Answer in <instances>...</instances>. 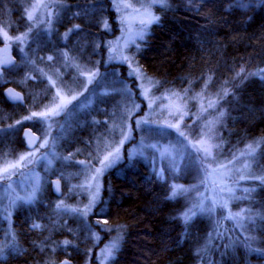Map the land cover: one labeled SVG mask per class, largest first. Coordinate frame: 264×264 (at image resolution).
Instances as JSON below:
<instances>
[{"label": "rangeland", "instance_id": "1", "mask_svg": "<svg viewBox=\"0 0 264 264\" xmlns=\"http://www.w3.org/2000/svg\"><path fill=\"white\" fill-rule=\"evenodd\" d=\"M108 1L110 9L115 12L116 27L114 29L110 20L102 16L101 30L105 33L96 37L95 41L93 39L92 47L86 41L78 49L76 41H72L70 47V35L64 38L62 34L58 35V44L64 43L63 49L54 54L62 66L59 78L51 76L49 70L39 66V63L33 66L38 74L47 77L55 96L49 106L32 110L35 112L19 123L39 118L40 113L54 111L56 114L42 116L48 126L35 150L21 152L15 159L0 164V176H4L0 179V191L5 180L8 184L16 180L20 185L25 182L20 189H14V195L0 194V201L11 207L8 211V206L1 209L0 215L9 220L14 213L13 206L20 201L38 200L43 194L41 187L49 182L56 168L55 160L62 158L65 196L57 200L54 208L59 211L57 222L63 229H70L64 228L69 226L68 221L73 224V239H62L60 245L66 250L70 246L78 248L80 240L90 243L86 247L87 257L83 264H107L116 255L122 233L119 228V232L118 229L113 232L102 216L103 209L99 207L103 201L104 177L108 171L126 161V157L128 160L138 158L147 162L159 179L170 181L174 196L186 198L188 206L183 213L186 223L198 216L209 218L207 244L220 250L221 242L224 245L230 242L228 238L232 232L252 241L253 222L261 214L248 205L252 198L249 194L256 188L252 185L254 181L264 182V171L255 169L254 165L255 153L264 138L248 147L226 149V142L222 139L224 122L230 114V106L236 101L228 97L230 90L216 89L210 80L198 85L189 84L183 91L164 89L158 79L146 75L134 53L152 25L159 21L158 7L181 4L194 8L197 0ZM16 3L27 24L23 33L0 29V45H18L21 61L27 62L26 44L31 40L37 41V37L33 36L29 41L28 36L55 27L58 1L18 0ZM234 4L244 11L264 5V0H234ZM49 14L53 16L50 18L52 24L49 23ZM153 17L158 19L152 20ZM141 20L152 22L141 24ZM46 33L49 36L52 30ZM74 38H77L76 34ZM48 59L53 60L52 55ZM113 64L114 68H111ZM122 66H126L127 75L133 82L123 75ZM66 75H70L71 80ZM108 103L111 108L107 111L106 124L109 127L106 137L97 132L96 135L100 136L96 140L79 147L71 156L66 151L68 148L64 147L60 158L57 146L50 142L54 128L52 117L65 116L60 135L64 139L78 114L102 113L103 105ZM205 148H210V154L204 151ZM0 154L5 155L0 160L7 158L5 151ZM21 157L26 159L21 161ZM36 161V167H32ZM5 168H9L7 173ZM3 191L7 192L6 189ZM219 229H223V233Z\"/></svg>", "mask_w": 264, "mask_h": 264}, {"label": "trees", "instance_id": "2", "mask_svg": "<svg viewBox=\"0 0 264 264\" xmlns=\"http://www.w3.org/2000/svg\"><path fill=\"white\" fill-rule=\"evenodd\" d=\"M17 1L0 0V29L23 33L27 20L16 7ZM57 1L60 17L57 14L53 25L81 28L71 30L72 36H77L73 37L77 49L82 47L83 41L92 47L93 39L104 36L100 23L104 16L114 29L116 27L115 12L110 9L108 0ZM196 3L194 8L181 4L158 7L159 21L152 25L134 53L146 75L158 79L164 89L183 91L189 84L198 85L205 80H210L216 89L228 88V97L236 101L230 106V114L224 122L222 139L226 149L258 143L264 138V5L243 11L235 6L234 0H197ZM59 34L48 36L42 31L28 36L29 41L32 36L37 37L32 50L37 60H40L38 54L44 56L51 52L46 47L48 42L56 44V52L63 49V45L58 44ZM122 69L123 75L133 82L126 66ZM26 73L24 62H18L3 73L0 81L2 128L10 119V112L15 117L27 109L22 105L12 106L3 94L9 86L22 89L20 79ZM83 135L85 132L82 134L79 130L80 141L87 138ZM3 136L5 138L6 132L0 130V140ZM83 146L63 148L73 154ZM2 147L0 143V152ZM254 159L255 169L264 171V142ZM252 185L256 188L249 194L252 198L248 205L261 214L253 222L254 242L232 232L228 238L230 242L227 245L221 242L220 250H216L207 244L209 218L198 216L186 223L183 219L188 206L186 198L174 196L170 181L159 179L147 162L126 157V161L106 173L103 201L99 205L107 225L113 232L119 228L122 233L116 255L107 264H264V182L254 181ZM33 208L22 207L15 211L16 237L12 242L4 240L8 237V226L0 215V264H59L65 259L83 264L90 243L80 240L78 248L63 249L62 239H73V224L69 221V226L64 228L70 229L61 227L57 240L44 241L51 235L49 225L54 230L57 223L55 217L48 214V206L42 209L44 214L36 218L30 215ZM31 221H37L39 230L29 234L26 228ZM219 230L223 233V229Z\"/></svg>", "mask_w": 264, "mask_h": 264}, {"label": "flooded vegetation", "instance_id": "3", "mask_svg": "<svg viewBox=\"0 0 264 264\" xmlns=\"http://www.w3.org/2000/svg\"><path fill=\"white\" fill-rule=\"evenodd\" d=\"M53 12H55L53 10ZM51 14H49V23L52 24V20L50 19ZM54 20V19H53ZM53 27V26H52ZM73 30H80L81 28L79 27H73ZM72 29H66L65 27H53L52 29H43V31H50L52 30V34H57V32H59L60 34H62V37L64 38L65 35H71L69 36V46L72 47L73 45V37L72 34L73 32H71ZM66 30V32H64ZM32 38V37H31ZM30 38V39H31ZM29 39V38H28ZM37 39V38H36ZM64 44V43H63ZM60 43V45H63ZM27 49H28V58H27V62L25 63L26 66V74L23 75V78L20 79L22 86V89H19L23 94H24V99H25V104L23 105L22 103H13L10 100L7 99V97L5 96V89L3 91V94L5 96V98L8 100L9 104H11L12 106H19L22 105L23 107H26L27 109L24 110L23 114L17 115V116H11V112H10V119L7 120L5 122V128L1 127V131H5L6 132V136L4 138V136L2 137L3 139L0 140V143H2V150L1 152L5 151L6 153V157L5 159L0 160V164L4 163L5 161L9 160V159H15V156H17V154L21 153V152H26L29 150H35L39 144L42 142L43 137H44V133L47 130V126L48 124L45 121V117H39V118H34L33 120H25L22 123L19 121L21 119H23L24 117L30 115V113L35 112L32 110H36L38 111V109H44L46 106H49V104L51 103L52 99L55 96L54 93V88L52 86H50L47 82V77H43V75L38 74L39 71H35L34 69V65L39 63V66H45L46 69L49 70V73L51 74V76H54L56 78H59V75H61L62 73V66L59 65L57 59H55L56 57H54L57 52L55 51L56 49V44L52 43V42H48V44L46 45V47L50 48L49 53L43 55H39L40 60H37L35 58V54L34 52H32V50L34 49V47L36 46V41L32 42V43H27ZM1 46H4V44H1ZM39 46V45H38ZM58 46V45H57ZM13 47V52L15 57L17 58V63L21 61L20 59V55H19V49L18 46H12ZM69 47V48H70ZM52 55L53 60L49 61L48 56ZM22 62V61H21ZM16 63V64H17ZM47 63V64H45ZM0 64H1V60H0ZM102 68H105L104 66H101ZM13 68V67H11ZM10 68V69H11ZM9 70V69H8ZM29 72H28V71ZM6 70H4L5 72ZM3 72V73H4ZM65 72V71H64ZM2 73V75L0 76V81L3 79L4 74ZM68 77V80H71L70 75H66ZM3 82V81H2ZM3 84V83H2ZM0 87H2V85H0ZM18 89V88H17ZM113 107V106H112ZM17 108V107H14ZM111 108L110 103H108L107 105H103V112L101 113L100 111H96L95 113L93 112H89V113H80L78 114L74 120L72 121L71 125H70V129L68 131V134L66 135V137L60 138L61 135V126H62V122L65 118V116H57V117H52V120L54 123L53 126V130L51 131V139L50 142H54V144L57 146V155L62 156V151H63V146H67V147H78L80 145H88L91 142H93L94 140H96L97 137H99L100 133H102V136H104V138L106 137V130L108 129L107 127V111ZM114 110H115V106H114ZM102 117L103 118L100 120L98 119V117ZM18 121V124L15 125V123ZM2 124H0L1 126ZM81 125V127H79ZM27 130H30V132H26ZM79 130L82 132V134H84L85 132V137H87L85 140L80 141L79 137H78V132ZM99 132V134L96 135V133ZM32 135H38L40 138L37 142V144L35 145L34 148H28L27 144L30 140V137ZM50 147V146H49ZM0 152V153H1ZM43 153V152H42ZM5 155L0 154V158L4 157ZM68 156H71V154H69ZM37 165V161L36 163L33 164L32 167H36ZM55 165L56 168L55 170L52 172V174L50 175L49 178V182L45 184H43V186L41 187L40 191H42L39 197L37 198L38 200H36L35 202H19L17 205L13 206L14 213L15 211H18V209L22 208V207H34L33 209H35L30 215L36 217H40L42 216L43 211L42 209H45V206L49 207V215L50 216H54L55 217V229L53 230L51 228V224L49 225V231L51 233V235L49 237H45L43 240L44 241H52L53 239L57 240L61 233V223L57 222V215L58 212L55 208H54V204L57 203L58 199H61L63 196H65L64 193V187H63V180H62V173H61V166H62V158L61 160L58 158L55 160ZM24 169V168H23ZM29 169V168H27ZM20 176H18L19 178ZM48 179V177H47ZM60 180L61 181V194L58 195L57 191H56V181ZM6 182H8V180H5ZM6 182H2L3 186L1 188L0 194H12L14 195V189H20L22 185L25 184V182L22 181V185H20L19 180H16L12 183H6ZM10 187H9V186ZM12 185V186H11ZM17 185V186H16ZM5 186V187H4ZM16 186V187H15ZM6 189L7 192H4L3 190ZM45 194V195H44ZM41 196V197H40ZM8 206L7 203L4 204L3 201H0V210L1 209H6ZM11 207L8 206V210H10ZM14 213L11 216V219H4L5 221H7V226H8V230H7V234L8 237L6 239V237H4V240H9V241H14L16 235H15V228L14 225L16 224L14 221ZM29 215V218L31 217ZM27 218V219H29ZM31 219H29L28 221H30ZM42 219L37 220L38 222H40ZM46 220V219H44ZM37 221H31L32 223L29 224V227L26 229H29L28 232L29 234L31 233L32 230H39V225L38 227H34V225H37ZM28 234V235H29ZM67 260V259H65ZM64 260V261H65ZM63 261V263H64ZM71 262V261H70ZM61 263V264H63Z\"/></svg>", "mask_w": 264, "mask_h": 264}, {"label": "water", "instance_id": "4", "mask_svg": "<svg viewBox=\"0 0 264 264\" xmlns=\"http://www.w3.org/2000/svg\"><path fill=\"white\" fill-rule=\"evenodd\" d=\"M0 60H1V64H0V76H1L4 70L10 69L11 67L15 66L17 63V58L14 55L12 45L7 44L0 47ZM5 96L7 97L8 100H10L13 103H22L23 105L25 104L24 94L14 86H9L5 89ZM26 132H30V130H27ZM39 138L40 137L38 135H32L27 144V147L34 148ZM55 184L57 188L56 189L57 194L60 195L61 181L58 180L56 181ZM63 264H73V263L70 262L69 260H65Z\"/></svg>", "mask_w": 264, "mask_h": 264}, {"label": "snow or ice", "instance_id": "5", "mask_svg": "<svg viewBox=\"0 0 264 264\" xmlns=\"http://www.w3.org/2000/svg\"><path fill=\"white\" fill-rule=\"evenodd\" d=\"M155 19H158V18H156V17H153V18H152V20H155ZM152 20H148V21L141 20L140 23H141V24L151 23ZM210 106H211V105H210ZM54 114H56V113H55L54 111H51V112H47V113H40L39 115H41V116H47V115H54ZM181 135H183V134L181 133ZM204 151H205L206 153L210 154V148H205ZM20 159H21V161H23L24 159H26V157H21ZM105 159H107V158H105ZM9 167H17V165H10ZM8 171H9V168H5V169H4V172H5V173H7ZM97 171L99 172L100 170H97ZM3 178H4V176H0V179H3ZM34 227H38V225H34ZM66 243H67V242H66Z\"/></svg>", "mask_w": 264, "mask_h": 264}]
</instances>
